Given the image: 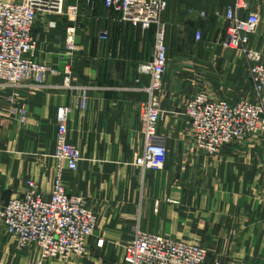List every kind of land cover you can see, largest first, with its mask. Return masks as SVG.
Returning a JSON list of instances; mask_svg holds the SVG:
<instances>
[{"label": "crops", "instance_id": "0c3cea01", "mask_svg": "<svg viewBox=\"0 0 264 264\" xmlns=\"http://www.w3.org/2000/svg\"><path fill=\"white\" fill-rule=\"evenodd\" d=\"M81 1L87 0L68 4ZM96 4L97 14L79 6L76 17L38 15L36 58L59 73L47 76L44 88L31 89L29 82L17 89L0 85V208L22 196L29 180L50 198L56 114L69 106L68 138L83 160L77 172L66 175L65 186L86 199L98 221L84 257L42 264H126L124 246L137 225L205 247L206 264H264V132L207 156L193 150L185 117L186 101L198 93L233 103L252 99L249 62L221 45L223 15L231 3L169 0L163 15L169 63L159 124L168 161L158 172L135 165L145 148L141 110L149 99V77L139 66L153 58L154 30L120 22L102 1ZM252 11L261 15L252 45L264 53V5ZM71 26L77 31L73 54L66 47ZM102 31L109 39H100ZM18 106L26 109L25 123L10 113ZM38 260L37 249L18 250L16 238L0 224V264Z\"/></svg>", "mask_w": 264, "mask_h": 264}, {"label": "built area", "instance_id": "2783aa9c", "mask_svg": "<svg viewBox=\"0 0 264 264\" xmlns=\"http://www.w3.org/2000/svg\"><path fill=\"white\" fill-rule=\"evenodd\" d=\"M68 1H0V85L17 89L29 82L31 89H41L45 87L47 76L59 74L36 58L38 37L34 26L39 14L78 16L79 4H68ZM97 1H102L116 20L130 23L143 32L154 30L153 58L139 66V72L149 77V99L141 110L145 148L135 165L146 171H161L168 161L167 138L160 135L159 124L169 63L163 21L169 0H87L93 5ZM214 1L231 3L223 15L225 35L221 45L225 50L241 52L249 62L253 96L233 103L198 93L186 101L185 117L189 122L193 150L207 156H217L227 147L243 143L257 132H264V53L252 45L261 21V15L252 11V6L264 5V0ZM201 15L206 16L204 12ZM76 33L74 26L68 29L66 47L69 54L78 50ZM99 37L107 40L109 33L102 31ZM201 40L202 32L197 30L195 41ZM69 67L64 71L66 87L71 74ZM87 104L88 97L84 93L82 107ZM71 111L69 106H61L56 114L58 131L50 198L40 192L35 181L29 180L22 196L11 199L0 208V224L16 238L18 250L35 248L39 251L37 264L46 260L68 261L84 257L97 226L98 218L87 207L86 199L71 195L65 186L66 175L77 172L83 160L79 148L68 138ZM10 113L22 123L26 122L24 107H15ZM99 245L102 246L103 242L100 241ZM124 251L126 264H206L208 258V251L199 244L149 233L141 230L139 225L133 228V237L125 244Z\"/></svg>", "mask_w": 264, "mask_h": 264}, {"label": "rangeland", "instance_id": "374dc122", "mask_svg": "<svg viewBox=\"0 0 264 264\" xmlns=\"http://www.w3.org/2000/svg\"><path fill=\"white\" fill-rule=\"evenodd\" d=\"M69 2V1H68ZM79 6H80V10H83V11H89L91 13H99V5L98 4H89L87 1H81L78 3Z\"/></svg>", "mask_w": 264, "mask_h": 264}]
</instances>
